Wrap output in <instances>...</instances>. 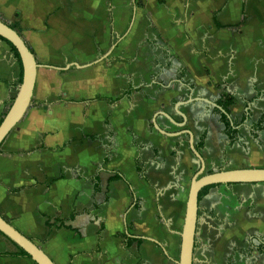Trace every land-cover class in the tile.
<instances>
[{
    "label": "crops",
    "instance_id": "crops-1",
    "mask_svg": "<svg viewBox=\"0 0 264 264\" xmlns=\"http://www.w3.org/2000/svg\"><path fill=\"white\" fill-rule=\"evenodd\" d=\"M0 20L39 66L31 105L0 146V216L54 264H179L199 165L189 137L163 136L153 119L181 123L182 97L234 101L231 147L217 109H180L207 174L264 169V132H252L264 117V0H0ZM22 77L0 38V123ZM254 238L264 244V183L214 186L199 202L193 264H264ZM19 252L0 233V255Z\"/></svg>",
    "mask_w": 264,
    "mask_h": 264
},
{
    "label": "water",
    "instance_id": "water-1",
    "mask_svg": "<svg viewBox=\"0 0 264 264\" xmlns=\"http://www.w3.org/2000/svg\"><path fill=\"white\" fill-rule=\"evenodd\" d=\"M0 38L5 40L9 45L15 48L19 54L23 77L22 84L19 93L14 100L10 110L0 124V146L10 135V133L16 128L25 116L28 108L31 105L38 64L30 52L25 42L19 35V33L13 28L0 20ZM196 101H203L218 111L226 114L216 103L204 99L190 98L186 102H179L174 106V111L178 114L182 122H176L169 114L160 112L153 119L154 128L163 136L166 137H179L187 135L189 137L190 150L196 158L199 169L192 178L191 186L189 190V196L187 201L186 215L183 225V231L181 234V252L179 264H193L194 260V248L196 229L198 222L199 212V193L206 187H212L217 185H234V184H259L264 183V169H234V170H223L212 174L206 173V165L202 155L196 150L194 144V136L191 131L185 127L188 119L180 109L193 104ZM227 115V114H226ZM158 116H163L175 125L181 131L177 133H167L163 131L156 122ZM0 233L5 236L10 242L16 247L27 253L32 261L36 264H54L51 259L31 240L22 235L17 229L11 224L4 220L0 216Z\"/></svg>",
    "mask_w": 264,
    "mask_h": 264
},
{
    "label": "trees",
    "instance_id": "trees-1",
    "mask_svg": "<svg viewBox=\"0 0 264 264\" xmlns=\"http://www.w3.org/2000/svg\"><path fill=\"white\" fill-rule=\"evenodd\" d=\"M14 30H16L15 28H13ZM17 31V30H16ZM11 46V45H10ZM12 50L15 54V57L20 61L21 63V60H20V57H19V54L17 53V51L15 50L14 47H12ZM184 78H185V71L184 70H181L180 73H179V80L185 84L186 86H189L190 88H192V86L184 81ZM126 96H129V94H126ZM189 100V97L188 96H185V97H182V101H188ZM218 107H220L226 114L218 111V110H215V112L220 116V121L221 123L224 125L225 127V135L227 137V141H228V144L229 146H233L234 144H236L240 139H241V136H240V133H239V130L237 129V124L235 122H233L230 118V108L232 105H234V101L232 99H228V98H221L218 103H217ZM3 121V120H2ZM1 121V123H2ZM0 123V124H1ZM253 136L255 137V139H258L259 135L264 132V117L260 119V121L258 122V124L254 127L253 129ZM204 147V143L203 141L201 140L199 143L195 144V148L196 150L200 153L202 151ZM105 163H106V160H105ZM139 171V175L144 177L143 173H142V170H140V168L137 169ZM208 174H212V173H208ZM112 180H124L125 179L122 177V176H114L112 178ZM99 183L98 182H95V189L98 190L99 188ZM214 187V186H212ZM212 187H206L204 188L203 190H201V192L199 193V202L203 199L204 196L207 195V193L209 192V190L212 188ZM48 227L49 228H52V226L50 225V223H48ZM258 240L256 238L252 239L251 241V250H257L258 253L260 255H264V244L263 243H260L258 246H256L254 244V242ZM260 242V241H258ZM20 252L18 255H11V254H1L0 257H3V256H9V257H25V258H29L31 259V257L25 253L23 250L19 249Z\"/></svg>",
    "mask_w": 264,
    "mask_h": 264
},
{
    "label": "rangeland",
    "instance_id": "rangeland-1",
    "mask_svg": "<svg viewBox=\"0 0 264 264\" xmlns=\"http://www.w3.org/2000/svg\"><path fill=\"white\" fill-rule=\"evenodd\" d=\"M230 168H233V167H230ZM227 169V168H226ZM228 169H229V167H228Z\"/></svg>",
    "mask_w": 264,
    "mask_h": 264
}]
</instances>
